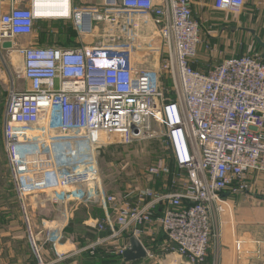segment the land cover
<instances>
[{
    "label": "built area",
    "instance_id": "built-area-1",
    "mask_svg": "<svg viewBox=\"0 0 264 264\" xmlns=\"http://www.w3.org/2000/svg\"><path fill=\"white\" fill-rule=\"evenodd\" d=\"M192 2L0 0V60L15 51L21 61L18 76L8 74L2 115L18 199L42 196L64 205L70 188L99 184L102 150L153 139L155 128L169 161L145 170L147 182L160 180L157 189L118 195L99 184L92 199L102 217L86 223L97 237L73 251L57 252L69 247L60 225L44 228L40 239L25 214L37 264L93 256L99 247L122 257L129 238L142 244L150 226H158L163 240L142 244V263L174 255L205 264L222 216L231 214L228 196H255L253 182L257 197L264 196V58L258 52L199 62L203 23ZM245 2L213 0L212 9L239 15ZM47 23L66 26L72 46L16 44ZM205 45L217 52L214 42ZM241 245L234 241L237 259ZM49 251L53 260L45 257Z\"/></svg>",
    "mask_w": 264,
    "mask_h": 264
},
{
    "label": "rangeland",
    "instance_id": "rangeland-1",
    "mask_svg": "<svg viewBox=\"0 0 264 264\" xmlns=\"http://www.w3.org/2000/svg\"><path fill=\"white\" fill-rule=\"evenodd\" d=\"M208 5L206 4L207 8ZM201 8H199V13L202 14L203 32L202 42L198 48L199 62L204 63L210 60L214 63L227 57L251 56L258 52L253 35L249 32L252 30L254 36L257 37V11L249 15L248 20H245L242 15L227 14L215 10L205 12ZM207 33L215 39H210ZM73 39L72 33L66 26L61 23H47L38 24L32 36L18 38L16 44L46 48L69 47L72 46ZM212 42L216 44L217 48L214 55L205 45ZM204 59L208 60L203 61ZM20 67L21 61L15 51L3 53V58L0 60V119L9 91L8 74L14 77L18 76ZM159 136L160 131L155 128L153 139L136 142L129 146H116L102 150L98 161L101 187L106 192L118 195L125 190H134L135 188H159L160 180L151 179L147 182L144 177L148 167L158 161L166 163L168 160V154L163 148ZM99 184L81 183L70 188L67 191L64 205L60 206L54 205L48 198L42 196H27L22 202L15 196L10 181L9 169L1 145L0 127V257H4L3 246H9V248L12 246V253L17 248L18 250L26 249V244L22 240V236L26 235L27 230L25 214L30 227L40 239L45 234L46 222L57 219L64 221L66 227L62 232L66 235L69 246L83 243L90 235H97L86 223L101 218L100 209L96 207L92 199ZM58 225L61 224L58 223ZM56 227V224L52 225V228ZM161 260L166 264L185 262L174 255ZM72 263L86 264L81 260H75Z\"/></svg>",
    "mask_w": 264,
    "mask_h": 264
},
{
    "label": "crops",
    "instance_id": "crops-1",
    "mask_svg": "<svg viewBox=\"0 0 264 264\" xmlns=\"http://www.w3.org/2000/svg\"><path fill=\"white\" fill-rule=\"evenodd\" d=\"M205 6H204V4ZM213 0H193L192 9L194 16L203 22L199 13V8L202 11H209L212 9ZM208 5V8L206 6ZM257 11V38L264 43V0H246L243 10L239 15H242L245 20H248L249 15ZM251 34V33H250ZM253 35V39H254ZM255 41V40H254ZM256 43V42H255ZM257 45V43H256ZM258 46V45H257ZM260 47V46H259ZM258 52L262 55L263 49L260 47ZM208 60V59H207ZM204 59L203 61H207ZM204 66L203 64H200ZM2 115L1 112L0 127H1V145L3 154L6 160V156L3 149L2 143ZM252 195H236L228 196V201L231 206V214H224L222 216V225L219 229L220 238L219 241L211 245L208 251V257L206 259V264H264V200H259L257 197V183L253 182ZM42 221V220H41ZM39 221V222H41ZM62 222V221H60ZM53 224H58L57 220H48L46 222V227H50ZM65 224L60 225L61 229H64ZM63 243L67 245L66 235L62 232ZM1 237V236H0ZM97 235H90L83 243L76 245H71L68 248L59 247L57 252H70L73 251L71 247L77 248L78 246H84L88 242L95 239ZM23 242L26 244L25 250H18L12 253V246H3L4 248V259L0 257V264H37L36 259L33 255L31 247L29 246L26 235L22 236ZM163 240L162 233L160 232L158 226H150L146 230L145 236H143L142 244L145 246L147 244H159ZM240 240L241 254L237 259L234 250V241ZM83 244V245H82ZM5 250H7L5 252ZM12 253V254H11ZM11 254V255H9ZM1 255V254H0ZM86 254L78 253L77 255L71 257L69 260L58 263V264H75L72 263L75 260H81L82 263L93 264L86 262ZM12 257V258H10ZM46 259L53 260L55 254L52 251L45 253ZM88 257V256H87ZM126 264H144L142 261H137L134 263ZM157 264H166L161 261ZM176 264H187L186 262H177Z\"/></svg>",
    "mask_w": 264,
    "mask_h": 264
},
{
    "label": "water",
    "instance_id": "water-1",
    "mask_svg": "<svg viewBox=\"0 0 264 264\" xmlns=\"http://www.w3.org/2000/svg\"><path fill=\"white\" fill-rule=\"evenodd\" d=\"M249 32L254 35L252 30ZM255 42L258 46L263 49V53L261 55L264 58V43L257 37H254ZM4 49H8L11 47L9 42H6L2 46ZM259 200H264V196H258ZM145 250L142 244L134 237L129 238L128 240V247L126 248L125 252L123 253L122 260L124 263H134L137 261H141L145 258Z\"/></svg>",
    "mask_w": 264,
    "mask_h": 264
},
{
    "label": "trees",
    "instance_id": "trees-1",
    "mask_svg": "<svg viewBox=\"0 0 264 264\" xmlns=\"http://www.w3.org/2000/svg\"><path fill=\"white\" fill-rule=\"evenodd\" d=\"M258 50H259V46H257ZM258 53V52H257ZM239 57V56H237ZM167 164H169V161H166ZM99 214L100 217H102V212L99 210ZM151 246V244H147L145 245V247H149ZM114 251H112L110 248L108 247H99L93 256H88V254H86V262L88 263H93V264H126L123 262L122 257H119L117 255L113 254Z\"/></svg>",
    "mask_w": 264,
    "mask_h": 264
}]
</instances>
